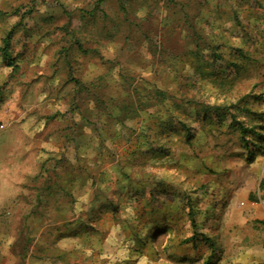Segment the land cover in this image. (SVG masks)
I'll return each mask as SVG.
<instances>
[{"label": "rangeland", "instance_id": "obj_1", "mask_svg": "<svg viewBox=\"0 0 264 264\" xmlns=\"http://www.w3.org/2000/svg\"><path fill=\"white\" fill-rule=\"evenodd\" d=\"M31 1L0 0L9 263L264 264V0Z\"/></svg>", "mask_w": 264, "mask_h": 264}, {"label": "trees", "instance_id": "obj_2", "mask_svg": "<svg viewBox=\"0 0 264 264\" xmlns=\"http://www.w3.org/2000/svg\"><path fill=\"white\" fill-rule=\"evenodd\" d=\"M36 0H32L31 2H35ZM98 1H102V0H98ZM15 14H19L20 8L15 9ZM27 12H31V7L28 8ZM25 12V13H27ZM24 14V13H23ZM23 16V15H22ZM23 18V17H22ZM13 37V29H9L4 36L1 38V44H0V58L2 59V61L5 62V64L7 66H11L12 69H15L16 63L14 61V57L11 55V50H10V42L11 39ZM74 78V82L78 85H82V81H80V79L76 78V77H71ZM87 90H89V88H86ZM153 92L158 94L157 96H160L161 99H163L164 95L166 97V93L165 91L155 87V89H153ZM56 115V113H53L52 115L48 116L50 118H53ZM254 132V131H253ZM263 130H260L259 132L256 133V135L254 134V136H256L257 138H264V134L262 133ZM264 143V142H263Z\"/></svg>", "mask_w": 264, "mask_h": 264}, {"label": "crops", "instance_id": "obj_3", "mask_svg": "<svg viewBox=\"0 0 264 264\" xmlns=\"http://www.w3.org/2000/svg\"><path fill=\"white\" fill-rule=\"evenodd\" d=\"M50 222H52V221H50ZM49 225H51L52 227H50ZM48 226H49V230L50 231H55V228H53V223H48ZM44 227V226H43ZM41 228L40 229V234H41V231L44 229V228ZM34 234L35 235H39L38 234V232L36 233L35 232V229H34ZM44 234V233H43ZM42 243H44L43 241H42ZM45 244V243H44ZM45 245H43V247H44ZM50 247V244H48V245H46V247ZM27 253H28V255H27V261H26V264H42V262H43V260L42 259H40V258H38V259H35V257H32L31 256V252L29 251V249L30 248H32L31 246H30V248H29V245L27 246ZM9 247L7 246V245H5V244H3V243H0V258H1V262H0V264H10L9 262Z\"/></svg>", "mask_w": 264, "mask_h": 264}]
</instances>
